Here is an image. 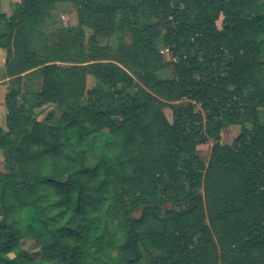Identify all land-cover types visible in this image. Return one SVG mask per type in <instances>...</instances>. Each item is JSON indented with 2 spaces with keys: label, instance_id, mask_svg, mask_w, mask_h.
I'll return each instance as SVG.
<instances>
[{
  "label": "trees",
  "instance_id": "16d2710c",
  "mask_svg": "<svg viewBox=\"0 0 264 264\" xmlns=\"http://www.w3.org/2000/svg\"><path fill=\"white\" fill-rule=\"evenodd\" d=\"M59 1L0 0V264H264V0Z\"/></svg>",
  "mask_w": 264,
  "mask_h": 264
},
{
  "label": "rangeland",
  "instance_id": "374dc122",
  "mask_svg": "<svg viewBox=\"0 0 264 264\" xmlns=\"http://www.w3.org/2000/svg\"><path fill=\"white\" fill-rule=\"evenodd\" d=\"M15 1V2H14ZM16 0H1V11L6 13V14H11L17 7ZM54 10V18H55V23L58 25L63 26V19L65 16L66 22L68 25L74 24L77 21V12L76 9L72 6V4L68 0H62L56 3ZM220 22L221 18L218 20L217 25L220 27ZM131 38L128 36V33L125 36V42L129 43ZM98 41L101 45H105L106 43L114 44L112 39L106 38L104 35L98 37ZM157 49L159 50V54L162 55V60L164 62H172L174 61V56L172 54V51L170 50L169 47H165L162 44V38H158L157 41L155 42ZM0 52L4 53V49L0 48ZM2 62V60H0ZM4 63V60H3ZM1 64V63H0ZM3 71V70H1ZM156 76L158 78H163L167 79L171 76V66L168 65V67H165L163 69H160L156 72ZM94 84V79L91 76H88V86L90 87L91 85ZM9 85V79L4 80L3 83L0 84V125L2 128L6 130V123H5V104H4V91L6 93V90L8 89ZM196 109H198L196 107ZM38 112V111H36ZM163 112L166 116V118L171 121L172 120V112L170 108H164ZM55 115H58L57 112H54ZM45 116V114H40L39 119H42ZM259 119L260 123H264V110L260 109L259 110ZM240 130V127L237 125H232L224 129L221 133V143L222 144H231L233 139L238 135ZM213 145V140L209 139L206 143L200 144L197 147V151L199 155L207 161L209 158V153L211 151V147ZM3 167L2 162H1V157H0V169ZM21 247L29 252H35V249L33 248L32 244L24 239L22 240ZM138 264H149V255L147 253H144L143 258Z\"/></svg>",
  "mask_w": 264,
  "mask_h": 264
},
{
  "label": "crops",
  "instance_id": "0c3cea01",
  "mask_svg": "<svg viewBox=\"0 0 264 264\" xmlns=\"http://www.w3.org/2000/svg\"><path fill=\"white\" fill-rule=\"evenodd\" d=\"M20 0H16V2H19ZM15 2V1H14ZM63 17H64V21H63V26L64 27H68V26H75L76 24H77V21H76V23H74V24H70V25H68L67 24V22H66V19H65V16L64 15H62ZM2 49V48H1ZM5 59V50H4V53H2V52H0V60H2V62H0L1 64H0V72L2 73L3 71H4V63H3V60ZM1 70H3V71H1ZM35 69H32V70H30V71H27L26 73H29V72H32V71H34ZM25 74V73H24ZM9 79V77H5V78H2L1 77V79H0V84L1 83H3V81L4 80H8ZM25 81V83H26V86H28L29 88H31V89H35L37 86H38V82H37V80L35 79V78H32V79H25L24 80ZM4 95H5V91H4ZM4 95H3V97H4ZM1 126V125H0Z\"/></svg>",
  "mask_w": 264,
  "mask_h": 264
},
{
  "label": "built area",
  "instance_id": "2783aa9c",
  "mask_svg": "<svg viewBox=\"0 0 264 264\" xmlns=\"http://www.w3.org/2000/svg\"><path fill=\"white\" fill-rule=\"evenodd\" d=\"M174 58H175V57H174ZM175 59H176V58H175ZM175 59H174V60H175Z\"/></svg>",
  "mask_w": 264,
  "mask_h": 264
}]
</instances>
